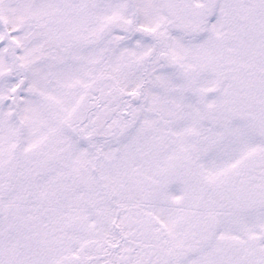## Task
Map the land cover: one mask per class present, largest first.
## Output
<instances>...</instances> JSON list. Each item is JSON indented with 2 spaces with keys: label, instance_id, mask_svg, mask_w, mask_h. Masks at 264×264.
Segmentation results:
<instances>
[{
  "label": "snow or ice",
  "instance_id": "obj_1",
  "mask_svg": "<svg viewBox=\"0 0 264 264\" xmlns=\"http://www.w3.org/2000/svg\"><path fill=\"white\" fill-rule=\"evenodd\" d=\"M0 264H264V0H0Z\"/></svg>",
  "mask_w": 264,
  "mask_h": 264
}]
</instances>
